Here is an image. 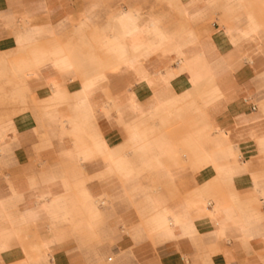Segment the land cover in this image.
Instances as JSON below:
<instances>
[{"label": "crops", "instance_id": "obj_1", "mask_svg": "<svg viewBox=\"0 0 264 264\" xmlns=\"http://www.w3.org/2000/svg\"><path fill=\"white\" fill-rule=\"evenodd\" d=\"M25 96L0 264H264V0H0Z\"/></svg>", "mask_w": 264, "mask_h": 264}, {"label": "rangeland", "instance_id": "obj_2", "mask_svg": "<svg viewBox=\"0 0 264 264\" xmlns=\"http://www.w3.org/2000/svg\"><path fill=\"white\" fill-rule=\"evenodd\" d=\"M28 93V90H20V93ZM27 99H28V96H25V102L24 103H17L15 102V106H13L12 104V101H11V98L10 97H0V103H3L4 105V111L3 112H0V121H5L7 119H9L11 117V115L13 114V112H15V110H21L22 108H24V104L27 103ZM107 256H111L112 257V254H108ZM107 258V257H106Z\"/></svg>", "mask_w": 264, "mask_h": 264}, {"label": "bare ground", "instance_id": "obj_3", "mask_svg": "<svg viewBox=\"0 0 264 264\" xmlns=\"http://www.w3.org/2000/svg\"><path fill=\"white\" fill-rule=\"evenodd\" d=\"M56 53H54V52H51L50 53V55H55ZM58 54V53H57ZM118 56H122V53L121 54H117ZM41 56H43V55H41ZM58 61V62H57ZM57 63H59V59H57ZM63 62H64V66H70V60L69 59H67V61L65 60V59H63ZM58 183V182H57ZM54 185H56V184H54ZM58 185H59V183H58ZM58 188V187H57ZM59 192V191H58ZM56 193V192H55ZM56 194H58V193H56ZM169 214H171V211L169 210V209H164V210H160V211H158V213L154 216V218H153V222L155 223L156 222V219L157 218H159V221L160 222H162V223H164V224H160L159 225V228L160 229H162V230H164V231H168V230H170L171 229V226L173 225H168V224H165L166 222H168L169 220H168V218H167V216L169 215ZM173 219V218H172ZM170 222V221H169Z\"/></svg>", "mask_w": 264, "mask_h": 264}]
</instances>
